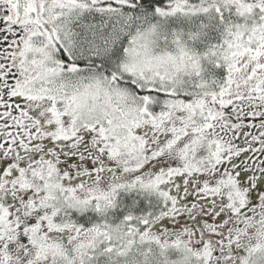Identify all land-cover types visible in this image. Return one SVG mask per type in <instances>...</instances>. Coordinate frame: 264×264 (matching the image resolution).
Returning a JSON list of instances; mask_svg holds the SVG:
<instances>
[{"label":"snow or ice","instance_id":"1","mask_svg":"<svg viewBox=\"0 0 264 264\" xmlns=\"http://www.w3.org/2000/svg\"><path fill=\"white\" fill-rule=\"evenodd\" d=\"M0 264H264V0H0Z\"/></svg>","mask_w":264,"mask_h":264}]
</instances>
